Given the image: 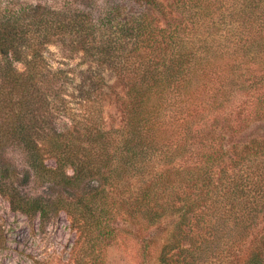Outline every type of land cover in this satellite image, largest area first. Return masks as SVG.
Segmentation results:
<instances>
[{"label": "trees", "instance_id": "1", "mask_svg": "<svg viewBox=\"0 0 264 264\" xmlns=\"http://www.w3.org/2000/svg\"><path fill=\"white\" fill-rule=\"evenodd\" d=\"M131 1L0 5V157L15 148L25 177L71 192L28 196L1 163L0 195L30 217L65 211L92 249L119 221L173 219L159 264H264V136L234 141L264 121V0H177L166 26L160 0ZM50 46L80 66L52 65ZM111 76L119 128L103 118Z\"/></svg>", "mask_w": 264, "mask_h": 264}, {"label": "rangeland", "instance_id": "2", "mask_svg": "<svg viewBox=\"0 0 264 264\" xmlns=\"http://www.w3.org/2000/svg\"><path fill=\"white\" fill-rule=\"evenodd\" d=\"M108 1L116 0H0V5L15 7L22 2H32L55 7L72 5L82 9L96 10ZM121 1L128 5L129 9L126 13H135L142 8L134 1ZM160 1L163 10H153V14L161 26L181 20L177 0ZM66 3L69 4L66 5ZM65 54L67 53L61 47L50 46L48 60L56 67L69 62L71 65L69 67L75 68L80 59L67 60ZM19 68L23 70L21 65ZM123 91L122 82L111 76L103 104V118L108 127L119 128L125 123L120 101ZM62 126L66 127L67 123L62 122ZM255 136H264V121L254 123L240 133L234 141H245ZM47 162L50 166H55L54 159H48ZM1 163L11 171V177L20 185V191L28 196L40 194L47 197H60L71 193L59 186L55 187L51 193L47 185L41 184L33 177H25V171L29 168L24 156L15 148L2 151ZM9 170H7L8 173ZM69 173L72 174L73 171L70 169ZM172 225L173 219H167L155 228L142 229V227L119 221L114 226L115 240L110 245L100 242L96 249H92L87 239L80 237L72 218L65 211L52 214L46 219L40 215L30 217L12 209L10 200L0 195V264H92L94 262L96 264H159V252ZM235 250L239 258L245 259L250 252V239L238 245Z\"/></svg>", "mask_w": 264, "mask_h": 264}]
</instances>
